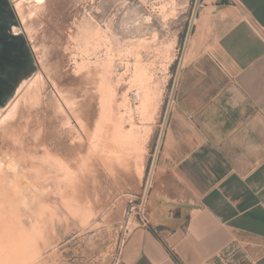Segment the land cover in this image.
I'll return each mask as SVG.
<instances>
[{
	"label": "rangeland",
	"instance_id": "rangeland-1",
	"mask_svg": "<svg viewBox=\"0 0 264 264\" xmlns=\"http://www.w3.org/2000/svg\"><path fill=\"white\" fill-rule=\"evenodd\" d=\"M10 1L37 67L0 115V264H118L195 0Z\"/></svg>",
	"mask_w": 264,
	"mask_h": 264
},
{
	"label": "crops",
	"instance_id": "crops-1",
	"mask_svg": "<svg viewBox=\"0 0 264 264\" xmlns=\"http://www.w3.org/2000/svg\"><path fill=\"white\" fill-rule=\"evenodd\" d=\"M157 163L118 264H264V0H199Z\"/></svg>",
	"mask_w": 264,
	"mask_h": 264
},
{
	"label": "water",
	"instance_id": "water-1",
	"mask_svg": "<svg viewBox=\"0 0 264 264\" xmlns=\"http://www.w3.org/2000/svg\"><path fill=\"white\" fill-rule=\"evenodd\" d=\"M198 3L199 0H195L194 9L191 15L183 45L182 58L190 37ZM16 24V18L8 0H0V108L5 107L8 104V102L14 96L20 82L24 78L31 76L35 68L33 57L24 36L21 34L15 35L12 33V27L16 26ZM182 58L179 62V69L174 82L173 93L175 91ZM168 112L169 109L167 110L166 118ZM163 132L164 129L161 133L160 142L163 137ZM158 151L159 146L156 148L150 173H152L154 170ZM147 192L148 188L145 191V196H147Z\"/></svg>",
	"mask_w": 264,
	"mask_h": 264
},
{
	"label": "bare ground",
	"instance_id": "bare-ground-1",
	"mask_svg": "<svg viewBox=\"0 0 264 264\" xmlns=\"http://www.w3.org/2000/svg\"><path fill=\"white\" fill-rule=\"evenodd\" d=\"M37 2L36 3H41V1L42 0H36ZM8 2H9V4H10V6H11V8H12V10H13V13H14V16H15V18H16V22H17V24H16V26H14V27H12V33L13 34H21V35H23L24 36V38H25V40L27 41V37H26V35H25V33H24V31L22 30V28H21V20H20V18H19V11L17 10V6L16 5H14L13 3H11V1L10 0H8ZM23 2V1H22ZM18 3L20 4L21 3V0H18ZM21 5V4H20ZM21 12V11H20ZM27 44H28V46H29V43H28V41H27ZM29 49H30V52H31V55H32V57H33V61H34V65H35V67H37V64H36V61H35V58H34V55H33V51H32V49H31V47L29 46ZM35 51V50H34ZM34 54H35V52H34ZM137 64H138V67H137V64H135V66L137 67H135L134 69H138L139 68V62H136ZM142 65H143V63H142ZM142 65H140V66H142ZM144 66V65H143ZM146 67V66H145ZM140 70H141V68L139 69V72H140ZM142 71V70H141ZM35 73V68H34V72H33V74ZM143 73V72H142ZM144 73H145V71H144ZM144 73L142 74V78H141V73L139 74L140 75V77L139 78H141V79H139L140 81L141 80H143V78L145 79L146 77H143V75H144ZM33 74L31 75V76H29V77H26V78H24L21 82H20V84H19V86L17 87V89H16V91H15V94H14V96L12 97V99L8 102V104L5 106V107H2V108H0V115H2V113H3V109H4V112L6 111L7 113L4 115H2L3 117H5V116H9V114H10V112H12V110L14 109V107H16L15 105L17 104V99L19 98V96L29 87V86H31V83H33V81H34V79H30L32 76H33ZM138 75V76H139ZM135 76H136V74H135ZM146 76V75H145ZM151 77V76H150ZM136 79V78H135ZM147 79V78H146ZM146 79H145V81H146ZM149 79V78H148ZM147 79V80H148ZM149 81V80H148ZM147 82V81H146ZM145 82V83H146ZM141 83V82H140ZM145 83H144V85H145ZM149 83V82H148ZM34 85V84H33ZM144 89V88H143ZM143 89H142V91H143ZM136 95V94H135ZM139 96H141V95H139ZM140 100V99H139ZM143 102V101H142ZM20 104V103H19ZM129 105V104H128ZM20 107V106H19ZM143 107V106H142ZM19 109V108H18ZM16 114V113H15ZM6 117V118H7ZM3 120H4V118H3ZM82 120V119H81ZM79 121V120H78ZM80 124V123H79ZM84 123H82V125H83ZM85 127V126H84ZM84 129H86V128H84ZM122 132V131H121ZM125 132V131H124ZM84 133L86 134V132L84 131ZM114 136V135H113ZM123 136V135H122ZM123 141V140H122ZM124 146V145H123ZM121 148V147H120ZM123 149V148H122ZM111 167V166H110ZM155 168V167H154ZM113 171V170H112ZM154 171V170H153ZM113 173V172H112ZM152 175H153V172L152 173H150V175H149V177H148V180H147V186H146V190H147V188L149 189V186H150V182H151V178H152ZM145 190V191H146ZM146 197L147 196H145V194H144V196H143V206H141L142 207V210L144 209V206H145V202H146Z\"/></svg>",
	"mask_w": 264,
	"mask_h": 264
},
{
	"label": "built area",
	"instance_id": "built-area-1",
	"mask_svg": "<svg viewBox=\"0 0 264 264\" xmlns=\"http://www.w3.org/2000/svg\"><path fill=\"white\" fill-rule=\"evenodd\" d=\"M144 211H145L144 209L141 211V214H140L141 216H140L138 222L143 224V225H146L148 223V221H147L146 213H144Z\"/></svg>",
	"mask_w": 264,
	"mask_h": 264
}]
</instances>
